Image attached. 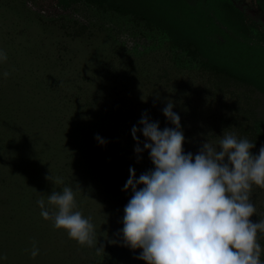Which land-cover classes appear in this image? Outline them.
Listing matches in <instances>:
<instances>
[{"label": "trees", "instance_id": "trees-1", "mask_svg": "<svg viewBox=\"0 0 264 264\" xmlns=\"http://www.w3.org/2000/svg\"><path fill=\"white\" fill-rule=\"evenodd\" d=\"M15 1L7 9L19 8ZM176 1L59 0L57 14L52 20L35 11L40 19L46 20L44 27L54 26L64 33L76 31L79 25L83 28V23L71 16L83 4L95 7L97 14L104 12L127 17L139 30L129 36L132 39L122 36L118 30L106 37L105 44L112 49L97 57L105 66H94L96 76H90L86 85L80 83L84 68L78 69L68 63L61 69L54 60L46 61V54L43 57L38 54L39 50L30 52L32 62L38 59L30 66H22L8 58L16 68L25 70L28 67L29 71L24 73L35 75L29 84V92L32 93L30 97L42 102L41 107L36 108V102L29 96L17 99L13 93L15 88L3 87V82L12 83L16 71L11 64L0 66V80L3 81L0 85V220L7 213H21L24 217L20 223L24 229L20 234L12 236L0 229V256H7L4 263V259H0V264L39 262L30 261L27 252L33 248L34 242L39 248L49 238L31 231L29 220L40 227L48 225L53 228L49 233L64 234L68 241L78 243L69 238L67 230L56 229L52 219L45 220L41 216L39 199L45 200V207L51 212L54 206L47 203L48 196L52 191L70 186L77 190L74 211L82 212L89 195L85 191L99 188L102 193L107 192L103 198L110 206L109 199L116 203L124 190L117 180L127 182L130 167L139 168L136 169L137 178L154 169L149 150L141 152L142 159L138 161V154L132 148L137 141L132 137L129 119L105 115L106 110L111 114L119 111L122 105L140 104L142 96L146 95L144 91L151 90L157 96L163 91L168 92L173 110L181 117L185 153L197 154L207 140L218 144L224 133H231L238 139L255 143L251 151L253 155L259 154L260 147L264 146V44L254 43L238 34L248 27L247 13L234 0ZM255 2L258 10L264 13V0ZM166 3L175 4V15L160 7ZM22 7L31 12L30 6ZM155 31H163L164 40L152 34ZM64 42L69 45L66 40ZM165 44L172 51L170 61L163 57L167 55L161 50ZM12 55L14 60L13 53L7 57ZM63 59L65 63L70 62L68 56ZM182 67L188 68L191 77L195 74L194 82L183 80L180 76ZM6 71L10 74L5 78L3 73ZM6 94L10 98L7 96L6 99ZM111 94L123 95L117 101L120 106L106 101ZM154 121L159 122L161 130L175 128L169 120L155 118ZM134 125L140 126L138 123ZM97 135L107 143L100 144ZM138 135L143 148L146 138L142 133ZM37 145L39 152L35 148ZM67 149L70 150L68 153ZM60 151L65 158L78 154L77 160L59 165ZM80 155L85 159L82 162H78ZM6 160L10 161L8 166L4 164ZM82 170L83 175L79 178L78 173ZM47 176L60 178L63 184H54L46 179ZM250 200L257 212L250 219L259 222L264 219V188L253 185ZM122 204L118 202L114 207L121 208ZM91 222L95 226L97 241L95 247L87 246L90 250L86 255L89 258L94 255L95 263L98 260V264H147L137 259L142 249L123 246L122 234H118L123 224L109 228L106 223ZM15 237L29 244L27 252L19 257L20 263L8 255ZM257 239L264 261V233L258 232ZM111 240L119 242L114 244ZM99 244L104 246V251L97 254ZM44 255L43 251L38 257ZM67 260L68 264H73L72 255L68 254ZM51 262L54 264L56 260Z\"/></svg>", "mask_w": 264, "mask_h": 264}, {"label": "clouds", "instance_id": "clouds-1", "mask_svg": "<svg viewBox=\"0 0 264 264\" xmlns=\"http://www.w3.org/2000/svg\"><path fill=\"white\" fill-rule=\"evenodd\" d=\"M7 59L0 49V63ZM9 74L6 71L3 76ZM173 107L169 101L162 111L175 128L161 130L159 122L150 121L145 113L138 122L143 127L131 129L138 161L142 159L139 154L149 150L155 167L139 178L136 169L129 168L124 190L131 189L133 194L118 233L123 246L142 249L137 259L147 264H264L257 239L258 232L264 233V219H250L257 214L250 200L252 187L264 188V146L253 155L255 143L224 133L218 144L207 140L197 154L185 153L181 117ZM138 133L146 138L143 148ZM96 139L107 143L99 135ZM46 179L63 184L60 178ZM75 197L73 188L65 186L48 196L47 203L54 206L51 212L43 198L37 204L41 216L52 219L56 229L67 230L69 238L81 246L95 247V226L90 217L74 211ZM103 251L99 244L97 254ZM38 254L34 242L31 257Z\"/></svg>", "mask_w": 264, "mask_h": 264}, {"label": "rangeland", "instance_id": "rangeland-1", "mask_svg": "<svg viewBox=\"0 0 264 264\" xmlns=\"http://www.w3.org/2000/svg\"><path fill=\"white\" fill-rule=\"evenodd\" d=\"M58 1L59 0H17L15 2L20 5L19 8L14 6V9L9 10L7 9V7L13 5V0H0V49H3L7 53V56L9 55V53H13L15 55L14 60L13 55L8 57L9 60L11 59V61H15V63H18L22 66H30V64H36L38 62V59H35L32 62L30 52L33 50H39L38 54H41L43 57L44 54H46V61L51 62L50 60H54L57 64L61 65V69L64 68V64L68 63H71L73 67H79L78 69L84 68V74L82 76L83 78L80 80V83L86 85L89 83V78L96 76L93 69L94 66H105V63L100 62L97 57L100 53H106L107 51H110L112 49V47L109 48L107 44H105V42L107 41L106 37L110 36V33H115V31L118 30L117 32L122 34V36L131 38L129 36H132L131 34L137 33V30H139V28L135 24H133L127 17H118L117 15L111 13L105 14L104 12L103 14H97V9H95V7L90 8L85 4H83L77 12L71 15L72 17H76L81 23H83V28L82 25L78 24L79 26L76 31L73 30V32L72 30H69L68 32L65 31V33L62 29L54 26H48L46 28L44 27V23L46 22V20L42 18L40 19V17L35 14V11L43 13L44 16L46 15L50 18V20H52V18L55 17L58 11ZM234 1L247 13L246 18L248 27L241 29L238 34H240V36L246 38L247 40H251L254 43L264 44V13L258 10V6L255 0ZM22 5L30 6L31 12H28V9H24ZM160 7H162L165 11L174 13L175 15L174 3H166L164 5H161ZM32 10L34 12H32ZM79 27H81L82 30H80ZM152 34H157V37H159V39L164 40L163 38L165 36V33L163 34V31H155ZM64 40H66L69 45H67ZM139 40H141V38ZM161 50H163V52L167 54L163 57H165L167 61H170V55H172L171 49L168 50V46L165 44L161 48ZM19 54H21V57H19ZM47 55H49L52 59L48 58ZM67 56L70 59V62L67 61L65 63L63 61V58ZM15 63H10V61L8 60L6 62L0 63V66L4 65L6 67L11 64L16 71V75H14L12 78V83L3 82L2 80H0V85L1 82H3V87L10 89L15 88V91L13 93L17 99L26 98V96L30 97L32 93L29 92V84L35 75L24 73V71H29L28 67H25V70L19 67L16 68V66H14ZM71 65L70 68L72 69ZM181 70L182 71L180 73V76H183L182 78L184 81L191 82L190 80H192L194 82L192 78H195V74L193 75V77H191V73L188 72V68L182 67ZM22 78H25L26 80H23ZM144 93L146 95L142 96L143 99L140 101V104L136 105V103H133L130 105H122L119 111H113L111 114L110 111L106 110L105 115L107 113V116L110 117L129 119V121L127 122L130 125V131L133 127V123H138L145 113L147 114L150 121H154L155 118H158L162 121H168L167 117L163 114L162 111V109L166 107L167 103L169 102L167 97L168 92L163 91L162 94H160L161 96H157L155 94L153 95L154 92L151 90L148 92L144 91ZM7 96L8 98H10V95L6 94V99ZM121 96L111 94L109 98H106V101L109 102V104L118 107L121 105V103L119 104V102L117 101H119V98ZM161 97L164 99H161ZM30 98L31 100L36 102V108L41 107V101H37L38 99L35 97ZM127 101L131 100L128 99ZM103 106H105L104 103ZM139 127L142 128L143 126L140 125ZM123 128L126 129V127ZM135 147L136 145H133L132 148ZM35 148L37 152H39L40 147L37 145V147ZM69 151L70 150L67 149V153ZM61 154L62 151H60L58 155L57 163L59 165H66L69 160H77L78 156V154H76V156H73L71 158H65V155ZM79 157L80 158L78 159V162H82L83 160H85L83 156L80 155ZM89 161L91 160L89 159ZM9 162V160H6V162H4L5 166H8ZM83 171L84 170L79 171V178L83 175ZM117 181L118 184L121 185V188H124L126 180L124 179L122 181V179H119ZM141 187H143V185H141ZM75 191L77 192V190ZM101 191L102 189L99 188H95L94 191H85L93 197H90L89 195L87 196V202L85 203V208L82 210V212L86 216L90 217L91 221L93 220L96 222H102L103 224L106 223V226H109V228L111 226H113L114 228L116 225L118 226V224H123L122 217L124 216V208L133 194L132 190H123V192L119 194L116 203H123L121 208L114 207L116 203L115 201L111 202L110 199V206H108V203L105 200L106 198H103V196H106L105 194L107 192L105 191V193H102ZM15 213H7L0 220V229L3 230L2 233L14 236L20 234L21 230L24 229V227L20 225L24 217L21 215V213ZM29 221L32 223L30 224L31 228H29L31 229V231L38 234H45L49 238L46 243L42 244L38 248L39 253L44 251L45 255L43 257H38L37 255L35 258H32V249L27 252L29 244L27 242H22L17 239L18 237H15L13 238L14 242L12 243L8 254L9 257L14 261H19V257H21L23 253L27 252L30 261L36 262L37 260H39V262L33 264H52L51 261L53 260H56V263L54 264H68V254L72 255L73 261L71 263L73 264H75L76 262L78 264H98V260L96 263L93 260V258L95 257L94 255L92 258H89L86 255V252L90 250L86 245L81 246L75 241H68L64 237V234L58 233V235H56V233H49L53 228L48 225H43L40 227L37 223L34 224L33 221ZM33 227L35 228V230L32 229ZM63 254H65L66 257H63ZM4 262L5 259L3 260V263Z\"/></svg>", "mask_w": 264, "mask_h": 264}]
</instances>
